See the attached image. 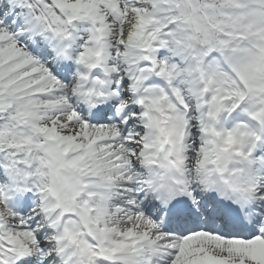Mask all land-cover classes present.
I'll use <instances>...</instances> for the list:
<instances>
[{"label":"snow or ice","instance_id":"6c2138e0","mask_svg":"<svg viewBox=\"0 0 264 264\" xmlns=\"http://www.w3.org/2000/svg\"><path fill=\"white\" fill-rule=\"evenodd\" d=\"M0 264H264V0H0Z\"/></svg>","mask_w":264,"mask_h":264}]
</instances>
